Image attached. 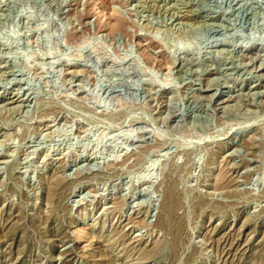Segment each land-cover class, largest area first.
<instances>
[{
  "label": "rangeland",
  "instance_id": "obj_1",
  "mask_svg": "<svg viewBox=\"0 0 264 264\" xmlns=\"http://www.w3.org/2000/svg\"><path fill=\"white\" fill-rule=\"evenodd\" d=\"M0 264H264V0H0Z\"/></svg>",
  "mask_w": 264,
  "mask_h": 264
},
{
  "label": "bare ground",
  "instance_id": "obj_2",
  "mask_svg": "<svg viewBox=\"0 0 264 264\" xmlns=\"http://www.w3.org/2000/svg\"><path fill=\"white\" fill-rule=\"evenodd\" d=\"M169 211V210H168Z\"/></svg>",
  "mask_w": 264,
  "mask_h": 264
}]
</instances>
